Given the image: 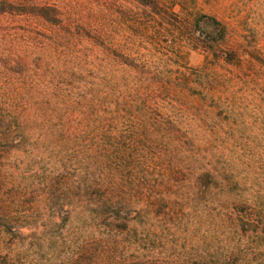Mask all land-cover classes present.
I'll return each instance as SVG.
<instances>
[{
	"label": "trees",
	"instance_id": "1",
	"mask_svg": "<svg viewBox=\"0 0 264 264\" xmlns=\"http://www.w3.org/2000/svg\"><path fill=\"white\" fill-rule=\"evenodd\" d=\"M176 2L0 0V264H264V25Z\"/></svg>",
	"mask_w": 264,
	"mask_h": 264
},
{
	"label": "rangeland",
	"instance_id": "2",
	"mask_svg": "<svg viewBox=\"0 0 264 264\" xmlns=\"http://www.w3.org/2000/svg\"><path fill=\"white\" fill-rule=\"evenodd\" d=\"M176 2L178 5L174 6V10L182 18L191 20L198 15H208L216 18L223 23L229 33L224 44L225 48L234 51L245 49L249 51L250 46L245 42L244 37L250 31L258 32L264 25V0H182ZM184 5V6H180ZM264 44V39L262 44ZM172 54L170 58L173 63L180 68L201 69L206 64V54L197 46L189 43L187 40H182L175 46H171ZM256 144V141H255ZM264 146V144H262ZM256 159H228L232 163L235 174L239 179L246 178L247 183L244 185L246 191L243 196L250 198L253 191L256 190L251 185L253 180L252 174H247L245 164L253 166ZM253 187V188H251Z\"/></svg>",
	"mask_w": 264,
	"mask_h": 264
}]
</instances>
